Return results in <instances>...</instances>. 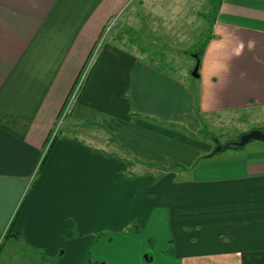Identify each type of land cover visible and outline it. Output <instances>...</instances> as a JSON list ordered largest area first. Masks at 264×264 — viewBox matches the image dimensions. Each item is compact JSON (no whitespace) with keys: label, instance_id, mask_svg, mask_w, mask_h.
Returning <instances> with one entry per match:
<instances>
[{"label":"crops","instance_id":"obj_1","mask_svg":"<svg viewBox=\"0 0 264 264\" xmlns=\"http://www.w3.org/2000/svg\"><path fill=\"white\" fill-rule=\"evenodd\" d=\"M179 5L0 0V245L33 184L22 237L5 242L0 264H88L84 234L132 222L141 234H109L93 250L122 239L137 248L129 264H264V141L205 158L217 142L201 136L215 115L264 109V0H220L191 81L153 62L156 50L173 53L166 25ZM130 9L136 25L106 40Z\"/></svg>","mask_w":264,"mask_h":264},{"label":"rangeland","instance_id":"obj_2","mask_svg":"<svg viewBox=\"0 0 264 264\" xmlns=\"http://www.w3.org/2000/svg\"><path fill=\"white\" fill-rule=\"evenodd\" d=\"M173 1V0H172ZM179 1V7L172 12L169 17L171 18V22L166 25V31L172 32L175 34L171 43L174 45L170 47L171 50H168L167 53L172 52V54L165 55L159 54V50H156L158 53L154 55L155 60L154 63H164L162 66L167 67L170 66L175 68V72L178 75H183L186 73H190L188 80H197V78L191 75V71L195 66V58L193 56V52L201 46V42L208 37L209 34V22L205 18V15L208 14L212 10V5L209 0H177ZM178 2H176L177 4ZM136 8V7H135ZM139 14L137 10L130 9L128 13L129 18L124 19L122 23H119L117 28L114 29L109 35V38L106 40L116 41L111 39L112 36H115L120 28L125 31L126 28L130 29V26L136 23L133 21L132 17H136ZM133 15V16H132ZM132 16V17H131ZM131 17V18H130ZM177 17V18H176ZM136 33V32H134ZM124 39H120L117 42L119 44H125L130 42V39H127V36H122ZM132 37V35H131ZM158 42V41H157ZM158 48V47H155ZM187 53H185V52ZM97 53V52H96ZM95 58V56H94ZM90 64V63H88ZM170 64V65H168ZM86 74V70L83 73V77ZM88 76V75H87ZM87 78V77H86ZM86 80V79H85ZM85 83V81H84ZM83 83V84H84ZM83 89V88H82ZM70 112L67 114V118H60L58 122V126L61 127V132L66 129V122L70 119ZM259 128L264 131V109H256L251 111H242L238 110L230 115H215L212 119H207L204 127L201 131L202 139H207L210 141H216V139L212 138V135L216 136L222 143L227 141L235 142L242 135V131L248 132L252 129ZM205 134H208L206 136ZM97 144V143H96ZM136 173V172H135ZM138 174V173H137ZM137 224V223H136ZM135 224H129L123 230H111V229H98L84 234L88 238L93 239L92 245L89 246L88 253L94 262L98 264H119V262H123L124 264H129L130 261L134 260V255L136 252V246L131 244L129 241L118 240L122 245L115 246L112 248L109 247H100L97 250H93V243H96L102 239L103 237L111 234L113 236L118 235H138L135 232ZM138 225V224H137ZM80 235V232H78ZM76 232V235L78 234ZM154 250V240H148V247L143 253L144 259L147 258L148 254L152 255ZM173 248H170L167 252H165L169 256H173L171 253ZM62 251V250H61ZM130 259H126V255ZM169 252V253H168Z\"/></svg>","mask_w":264,"mask_h":264},{"label":"trees","instance_id":"obj_3","mask_svg":"<svg viewBox=\"0 0 264 264\" xmlns=\"http://www.w3.org/2000/svg\"><path fill=\"white\" fill-rule=\"evenodd\" d=\"M210 3L212 5V10L208 14L205 15V18L209 22V34H208V37L201 42V46L199 48L197 47V49L193 52V56L195 58V66H196V64L198 62L201 65V61H202L203 54L205 52V49H206V47L208 45V42H209L210 38L212 37L214 22L216 21L218 12L220 10V0H210ZM195 66H194V68H195ZM86 67H87V65H86ZM86 67L84 69H82V71L80 73V76H79V78H78V80H77V82H76V84H75V86H74V88H73V90H72L69 98L67 99V101H66V103L64 105V108L62 110V113H61V116L60 117H62L64 114H65V116L67 115V113H68L67 112V109L69 107H71L72 104L74 103L73 102V99L75 97H78L79 96V93L81 92V90H82V88L84 86L83 83H84L87 75H86L85 79L83 80L82 84L80 85V88L77 91L75 97L73 98V94L76 91V88H77V86H78V84L80 82V79L82 78L83 73L86 70ZM192 71H191V74H192ZM59 133H60V131H59ZM205 135L208 136V134H205ZM58 136L59 135H58L57 132L50 135V138L48 139V142H47L48 143L47 144V148H46L45 154L43 156V159H42V161L40 163V166L38 168L37 174H39L43 170V168L45 167L46 161H47V159H48V157H49V155H50V153H51V151L53 149L54 143L56 142ZM212 138L213 139H216L217 147L211 153L205 155L204 156L205 158H209V157L215 156V155H217V154H219V153H221L223 151L229 150V149L238 150V149H241L242 148V147L233 145L231 141H227L225 143H222L219 139H217V137L215 135L214 136L212 135ZM125 161H126V163H127V165H128L129 168H132L133 165L135 164V160L125 159ZM130 176L131 177H134L135 174L130 171ZM32 186H33V184H32ZM32 186L30 187L29 191L27 192L26 196L24 197V199H23L20 207L18 208V210H17V212H16V214H15L12 222L9 225V228L4 233L3 240H2V243L0 245V253H1L2 249H3V247H4L5 242L8 239H10V238H18V239H20L22 237L21 233L16 228V224H17V220H18V218L20 216V213H21L24 205H25L27 199L29 198L30 192L32 190ZM131 224H135L134 225L135 232H137V234H138L140 232V227L137 226L136 222H132ZM171 253L173 254V250L171 251ZM44 255L45 254H43V256ZM44 257H46V255ZM151 258H152L151 255L148 254L146 260L147 261H150ZM88 264H98V263L97 262H94L93 260H90Z\"/></svg>","mask_w":264,"mask_h":264},{"label":"water","instance_id":"obj_4","mask_svg":"<svg viewBox=\"0 0 264 264\" xmlns=\"http://www.w3.org/2000/svg\"><path fill=\"white\" fill-rule=\"evenodd\" d=\"M199 69L200 63L198 62L192 71V76H194L195 78L200 77ZM254 140L264 141V131L259 128L252 129L248 132L243 133L240 138L237 141L232 142V144L235 146L243 147Z\"/></svg>","mask_w":264,"mask_h":264},{"label":"built area","instance_id":"obj_5","mask_svg":"<svg viewBox=\"0 0 264 264\" xmlns=\"http://www.w3.org/2000/svg\"><path fill=\"white\" fill-rule=\"evenodd\" d=\"M87 73H88V68L86 69V74L84 75V77H83V75H82V78L80 79V82H79V84H78V86H77V88H76V91H75L74 94H73V98L75 97L77 91L79 90L80 85L82 84L83 80L85 79Z\"/></svg>","mask_w":264,"mask_h":264}]
</instances>
